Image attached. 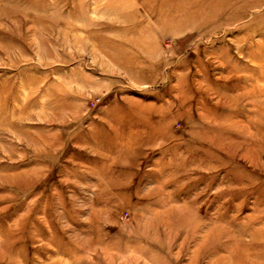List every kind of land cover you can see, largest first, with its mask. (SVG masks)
<instances>
[{
	"label": "rangeland",
	"instance_id": "obj_1",
	"mask_svg": "<svg viewBox=\"0 0 264 264\" xmlns=\"http://www.w3.org/2000/svg\"><path fill=\"white\" fill-rule=\"evenodd\" d=\"M0 264H264V0H0Z\"/></svg>",
	"mask_w": 264,
	"mask_h": 264
}]
</instances>
